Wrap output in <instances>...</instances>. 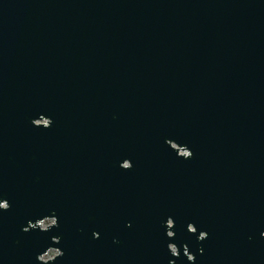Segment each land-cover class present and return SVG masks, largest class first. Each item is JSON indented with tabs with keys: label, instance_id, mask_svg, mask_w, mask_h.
Returning a JSON list of instances; mask_svg holds the SVG:
<instances>
[{
	"label": "water",
	"instance_id": "1",
	"mask_svg": "<svg viewBox=\"0 0 264 264\" xmlns=\"http://www.w3.org/2000/svg\"><path fill=\"white\" fill-rule=\"evenodd\" d=\"M261 233L264 0H0V264H264Z\"/></svg>",
	"mask_w": 264,
	"mask_h": 264
},
{
	"label": "clouds",
	"instance_id": "2",
	"mask_svg": "<svg viewBox=\"0 0 264 264\" xmlns=\"http://www.w3.org/2000/svg\"><path fill=\"white\" fill-rule=\"evenodd\" d=\"M192 224H189L188 225V228H187V231H188V233L189 234H192V235H195L196 234V232H197V229H190V226H191ZM175 227V226H174ZM201 233L202 232H200V234H199V236H198V238H197V240H198V242L199 243H202L203 241H205L207 238H208V236L206 237V239H204V240H202L201 238H200V235H201ZM205 233V232H204ZM169 235H172L171 233H166V236H167V238H168V236ZM261 236H262V238H264V233H261ZM175 238V233H174V237H173V239ZM169 247H173V258H176V259H178L179 257H180V251H179V249L177 248V246L175 245V244H168L167 245V249L169 248ZM178 250V251H177ZM188 248H187V246H185L184 247V249H183V255H184V257L185 256H188ZM200 254L202 255L203 254V249L201 248L200 250ZM50 255H55V253H50ZM195 261H196V257L193 255V254H191V256H188V261L187 262H190V264H195ZM169 264H175V260H170L169 261Z\"/></svg>",
	"mask_w": 264,
	"mask_h": 264
},
{
	"label": "flooded vegetation",
	"instance_id": "3",
	"mask_svg": "<svg viewBox=\"0 0 264 264\" xmlns=\"http://www.w3.org/2000/svg\"><path fill=\"white\" fill-rule=\"evenodd\" d=\"M46 221H48V222L51 221V222H49V224H52V223H53V220H46ZM46 221L42 222V226H41V228L44 229V228L47 227V226L45 227L44 224H43V223H45ZM52 252H54V251H49L47 255H49V254L52 253Z\"/></svg>",
	"mask_w": 264,
	"mask_h": 264
},
{
	"label": "rangeland",
	"instance_id": "4",
	"mask_svg": "<svg viewBox=\"0 0 264 264\" xmlns=\"http://www.w3.org/2000/svg\"><path fill=\"white\" fill-rule=\"evenodd\" d=\"M49 222H51V221H49ZM49 222L46 221L45 223H43L44 226L46 227V226L50 225ZM52 253H55V254H56V252H52ZM53 256H54V255H50L49 258H52Z\"/></svg>",
	"mask_w": 264,
	"mask_h": 264
},
{
	"label": "built area",
	"instance_id": "5",
	"mask_svg": "<svg viewBox=\"0 0 264 264\" xmlns=\"http://www.w3.org/2000/svg\"><path fill=\"white\" fill-rule=\"evenodd\" d=\"M49 256H50V254H49V255H46V256H43V257H42V260H47V259H49Z\"/></svg>",
	"mask_w": 264,
	"mask_h": 264
}]
</instances>
